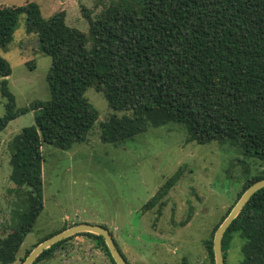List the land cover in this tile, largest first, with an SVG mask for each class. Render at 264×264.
<instances>
[{
	"label": "trees",
	"instance_id": "1",
	"mask_svg": "<svg viewBox=\"0 0 264 264\" xmlns=\"http://www.w3.org/2000/svg\"><path fill=\"white\" fill-rule=\"evenodd\" d=\"M83 12L88 33L69 27L65 11L43 18L33 2L0 6V47L12 42L19 19L25 16L26 33L36 35L39 50L51 58L46 77L49 99L16 109L7 81L11 68L0 57L4 100L0 131L19 116L34 113V125L22 129L8 145L9 180L16 187L17 201L3 229L6 235L0 237V264L17 261L24 238L43 209V145L68 151L87 141L98 119L84 96L88 88L102 92L113 111L99 125L103 143L121 146L149 127L175 125L183 129L186 145L216 142L264 161V0H125L110 3L94 19ZM181 176L180 168L144 210L157 207L161 216L165 198ZM262 179L264 172L249 176L245 171L234 202L203 241V264H215L216 229L242 194ZM80 234L93 237L115 264L101 236ZM235 235L242 242L236 264H264V187L225 231L224 264ZM69 239L44 250L32 264L50 260ZM183 262L187 264L186 258Z\"/></svg>",
	"mask_w": 264,
	"mask_h": 264
},
{
	"label": "rangeland",
	"instance_id": "2",
	"mask_svg": "<svg viewBox=\"0 0 264 264\" xmlns=\"http://www.w3.org/2000/svg\"><path fill=\"white\" fill-rule=\"evenodd\" d=\"M122 1L0 0V6L33 2L43 18L65 11L69 27L88 33L83 9L94 19L110 3ZM0 57L11 68L7 81L16 109L49 99L46 77L51 58L39 50L36 35L26 33L25 16L20 17L12 42L0 47ZM84 96L97 110L98 119L85 143L68 151L43 145V209L13 264H21L26 251L38 242L79 224L106 228L129 264H183L184 258L187 264H203V241L234 202L245 171L249 176L264 172V161L216 142L186 145L183 129L175 125L149 127L125 145L103 143L99 125L113 111L102 92L88 88ZM3 114L0 95V117ZM33 125L34 113L28 112L0 131V237L6 235L3 229L17 201L16 187L9 180L8 145ZM180 168L182 176L168 192L161 216L157 207L145 211V204ZM181 222L186 224L180 226ZM78 234L68 237L50 260L37 264H111L93 237ZM241 246V239L233 236L226 264L238 262Z\"/></svg>",
	"mask_w": 264,
	"mask_h": 264
},
{
	"label": "water",
	"instance_id": "3",
	"mask_svg": "<svg viewBox=\"0 0 264 264\" xmlns=\"http://www.w3.org/2000/svg\"><path fill=\"white\" fill-rule=\"evenodd\" d=\"M263 187H264V179L259 180L255 182L254 184H252L242 194V196L233 206L229 214L226 216L223 222L216 229L214 236H213V241H212L213 243L212 248H213L215 264H224V258H223V252H222V238H223L225 231L227 230L231 222L239 214V212L241 211L243 206L246 204V202L250 199V197L256 191H258L259 189ZM78 233H91L97 236H101L115 264H127L126 260L123 258L122 254L116 247L109 231L102 226L90 225V224H79V225L72 226L42 241L30 251V253L27 255V257L24 259V261L21 264H32L35 261V259L44 250L48 249L50 246L56 244L57 242L63 239H66L70 236H73L75 234H78Z\"/></svg>",
	"mask_w": 264,
	"mask_h": 264
}]
</instances>
